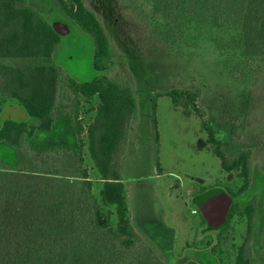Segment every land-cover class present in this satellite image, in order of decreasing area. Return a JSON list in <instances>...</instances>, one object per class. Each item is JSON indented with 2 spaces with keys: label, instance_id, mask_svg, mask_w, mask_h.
<instances>
[{
  "label": "trees",
  "instance_id": "obj_1",
  "mask_svg": "<svg viewBox=\"0 0 264 264\" xmlns=\"http://www.w3.org/2000/svg\"><path fill=\"white\" fill-rule=\"evenodd\" d=\"M54 1L68 19L93 39L96 76L89 82H78L53 62L60 34L29 0H0V61H34L31 66L3 68L0 161L12 166L18 164L20 172L29 173L26 178L31 184L12 183L4 188L7 190L0 188V264H165L132 224L122 173L125 148L138 111L134 89L132 85L122 86L108 78L114 50L101 19L86 1ZM124 2H129L132 14L140 12L163 45L182 55V44L189 31L207 25L226 33V38H213L221 51H236L248 60L264 62V0ZM199 36V33L191 36L192 45H196ZM259 68L261 72L264 70L263 66ZM64 74L75 99L72 111L76 148L43 151L57 130L58 93ZM162 96L170 97L176 107L192 108L222 168L227 172L237 171L244 182L240 193L247 191L252 151L242 149L234 158L229 157L223 147L226 140L219 136L214 124L206 119V110L198 104L201 89L157 93L152 105L155 127L157 100ZM94 97L98 98L96 116L86 129L79 121L80 99L91 101ZM7 111L12 116L2 119ZM15 112L20 115L17 119ZM84 131L89 155L103 181L102 206L93 194V183L85 166L81 141ZM29 140L32 150L28 148ZM26 173L18 176L24 179ZM44 175L81 178L83 183L75 204L70 207L66 199H59L55 190L42 188L40 181L46 179ZM206 189L202 187L198 193ZM8 196L11 202L7 204L17 207L4 211L1 206L6 204ZM51 196L55 199H47ZM104 207H115V226L112 212L105 213ZM238 210L235 201L223 227H229ZM253 212L252 207L246 208L251 220ZM202 223L206 225L204 219ZM251 233L250 230L240 246L235 264H253L248 243Z\"/></svg>",
  "mask_w": 264,
  "mask_h": 264
},
{
  "label": "rangeland",
  "instance_id": "obj_2",
  "mask_svg": "<svg viewBox=\"0 0 264 264\" xmlns=\"http://www.w3.org/2000/svg\"><path fill=\"white\" fill-rule=\"evenodd\" d=\"M29 1L50 24L59 22L69 27L68 32L60 34L53 62L78 82L94 79L95 44L91 36L68 19L54 0ZM85 1L101 19L114 50L108 78L122 86L132 85L136 94L137 117L125 148L122 173L132 224L143 241L165 264H235L237 252L251 230L248 243L253 264H264V70L259 71V67L264 68V62L248 60L236 51H221L213 38H226V33L207 25L189 31L182 44V55L163 45L140 12L131 13L129 2ZM197 33L199 39L192 45L191 36ZM33 64V60L0 61V88L5 66ZM174 89H201L198 104L206 110V119L214 124L219 136L226 140L223 147L230 158L242 149L252 151L247 191L240 193L244 182L237 171L227 172L222 168L192 108L176 107L168 96L158 98L155 127L152 110L155 96ZM74 100L64 74L58 93L57 130L43 151L76 148ZM80 100L79 121L87 129L96 116L98 98ZM10 115L7 111L1 117ZM14 117L20 115L15 112ZM81 141L93 194L102 206L103 181L89 155L85 131ZM31 146L29 140L30 150ZM20 171L18 164L12 166L0 161V188H8L12 183L30 186L26 178L29 173ZM25 173V180L18 176ZM44 176L46 179L40 181L42 188L55 190L59 199H66L70 207L75 204L83 183L81 178ZM214 185L226 189L233 197L236 195L239 210L229 227L207 233L200 212L193 214L196 207L192 197L202 187ZM9 196L6 204L11 202ZM6 204L1 206L4 211L17 207ZM248 206L254 209L252 220L246 215ZM114 211L115 207H104L105 213L112 212L115 226Z\"/></svg>",
  "mask_w": 264,
  "mask_h": 264
},
{
  "label": "water",
  "instance_id": "obj_3",
  "mask_svg": "<svg viewBox=\"0 0 264 264\" xmlns=\"http://www.w3.org/2000/svg\"><path fill=\"white\" fill-rule=\"evenodd\" d=\"M52 26L58 34L69 31L67 24L55 22ZM234 201V197L219 186L210 187L192 197V203L205 220L207 233L217 232L227 223Z\"/></svg>",
  "mask_w": 264,
  "mask_h": 264
},
{
  "label": "built area",
  "instance_id": "obj_4",
  "mask_svg": "<svg viewBox=\"0 0 264 264\" xmlns=\"http://www.w3.org/2000/svg\"><path fill=\"white\" fill-rule=\"evenodd\" d=\"M198 213H199L198 209L195 208V209L193 210V214H198Z\"/></svg>",
  "mask_w": 264,
  "mask_h": 264
},
{
  "label": "crops",
  "instance_id": "obj_5",
  "mask_svg": "<svg viewBox=\"0 0 264 264\" xmlns=\"http://www.w3.org/2000/svg\"><path fill=\"white\" fill-rule=\"evenodd\" d=\"M125 183V182H124ZM128 205H129V203H128Z\"/></svg>",
  "mask_w": 264,
  "mask_h": 264
},
{
  "label": "flooded vegetation",
  "instance_id": "obj_6",
  "mask_svg": "<svg viewBox=\"0 0 264 264\" xmlns=\"http://www.w3.org/2000/svg\"><path fill=\"white\" fill-rule=\"evenodd\" d=\"M235 202V201H234Z\"/></svg>",
  "mask_w": 264,
  "mask_h": 264
}]
</instances>
